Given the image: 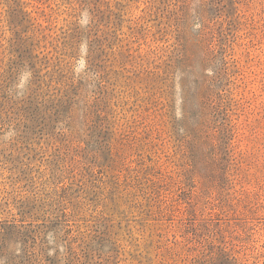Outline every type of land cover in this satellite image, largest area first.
<instances>
[{
    "label": "rangeland",
    "instance_id": "374dc122",
    "mask_svg": "<svg viewBox=\"0 0 264 264\" xmlns=\"http://www.w3.org/2000/svg\"><path fill=\"white\" fill-rule=\"evenodd\" d=\"M0 264H264V0H0Z\"/></svg>",
    "mask_w": 264,
    "mask_h": 264
}]
</instances>
